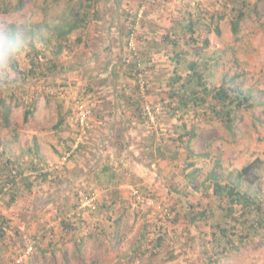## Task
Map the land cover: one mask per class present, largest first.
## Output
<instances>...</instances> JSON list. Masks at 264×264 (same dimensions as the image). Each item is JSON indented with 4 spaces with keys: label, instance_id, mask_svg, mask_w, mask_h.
I'll return each mask as SVG.
<instances>
[{
    "label": "rangeland",
    "instance_id": "1",
    "mask_svg": "<svg viewBox=\"0 0 264 264\" xmlns=\"http://www.w3.org/2000/svg\"><path fill=\"white\" fill-rule=\"evenodd\" d=\"M18 1L0 0V13L31 17L36 39L18 58L25 76L0 91L13 111L9 127L0 118V264H264L261 210L215 194L212 176L238 182L252 163L240 189L264 212V0H143L155 15L141 14L133 39L97 20L60 39L56 27L82 15L86 0H24L15 10ZM95 1L112 13L110 1ZM38 55L53 60L51 73L30 72ZM191 61L204 86L241 87L252 106L222 121L207 95L175 113L181 97L169 82L192 74ZM121 93L130 109L112 105ZM193 126L186 157L181 135ZM8 160L21 178H7Z\"/></svg>",
    "mask_w": 264,
    "mask_h": 264
},
{
    "label": "trees",
    "instance_id": "2",
    "mask_svg": "<svg viewBox=\"0 0 264 264\" xmlns=\"http://www.w3.org/2000/svg\"><path fill=\"white\" fill-rule=\"evenodd\" d=\"M86 1L87 3L83 5L86 10L82 15H79L78 13V15L74 16L73 19L65 18L64 20H62L64 22L56 27V30L58 32V37L60 39L67 38L68 35L74 32L83 33L84 29L88 27V24L90 23L91 20L94 21L96 20V18H99L98 16H100L99 15L100 12L97 8V4H96L97 1L95 0H86ZM24 6H25L24 0H19L18 5L15 6L14 9L21 10ZM91 9H93V11H91ZM4 10L9 11V8L6 7L4 8ZM193 14L194 13H192L191 11L189 12L188 18H187L188 23L186 24L189 31L191 32L195 31L194 25L196 24V21L193 20V17H194ZM241 14H242V11H241ZM241 14L240 16L242 17ZM94 16H97V17H94ZM240 16H237L238 20ZM238 20H235V21L237 22ZM131 25H132L131 30L130 31L128 30L129 37H130L131 32L133 31L135 22H132ZM237 27H238V23L235 26L234 33L237 32ZM31 32L33 36V47H34L35 39H36V32L34 31H31ZM78 40H81V38H78ZM34 51L36 53H39V51H36V49ZM175 61H179V58L175 57ZM51 62L54 63L53 60H49L48 64L43 63V58H41L40 55H38L37 59L34 62H32V67H31L30 72L33 73L37 71V73H39L38 70L40 69V67L44 66L45 69L48 71V73H51L52 69L56 66V65L50 64ZM133 64L134 65L129 64L130 67L137 66L138 64L137 58H136L135 63ZM17 65H18L17 73L25 76V74L19 68L18 61H17ZM197 65H198L197 61H191L189 66L193 69L192 74L190 75L188 74L186 78L183 80V82L178 87H176L175 84H177L178 81L182 80V77L177 75L176 73L174 74L172 81L169 82V84L173 86L171 87L172 88L171 90H173L176 95L181 97L179 101L181 105H179V107H177L176 109L174 108L175 113H177V111L180 110L179 108L185 109L184 107H187L190 103L193 104V106H202L203 104H205L204 102H207V95H211L212 99L215 100V101H211L208 105V108L210 109L212 115L214 116V118L220 119L222 121L231 122V120L232 121L234 120L235 116L237 115L240 109H242L243 107L246 108V107L252 106L251 104L247 105V100H249L250 97L247 94H243L241 87H236L232 89L231 88L232 86H225L224 84L217 88L215 87L210 88V87L204 86V83L202 81L203 74L200 73L201 71L197 70V67H198ZM199 87H202L201 91L205 92V95L201 96L198 90H196V88L198 89ZM2 88H4V84H0V91L2 90ZM182 88L184 89L183 91H181ZM189 88L190 90H188ZM12 112L13 111H12L11 105L7 103L6 98L2 97L0 99V118H1V122L4 125V127H9L11 125ZM28 115H29L28 112H26V118L28 117ZM171 115H173L172 112H171ZM63 122H64V118H60V120L58 121V124L61 125V123ZM185 125L186 123L181 125L182 128H185L186 127ZM183 136L184 134L181 135V138H183ZM194 136H195V133H193L190 136L186 144L190 153L191 152L193 153V151L189 149L188 144H189V141H191V138ZM183 141L186 142V140H183ZM204 155H208V153H205ZM192 164L193 163H190L189 165H192ZM252 165L253 164L250 163L249 165L244 166L240 170L238 182H235L234 180H230L229 183L222 184V182L219 179V176L217 174H212V176L215 179L214 192L215 194H218L221 196H223L224 194L228 195L233 203H239V204H242L243 206H248L249 208L255 206L257 210H261V213H260L261 221H259L258 224L264 227V212H262L261 205L259 206V203L261 201H259V199L257 198L258 196L257 197L253 196L240 189V182H241L240 179L246 176V174L249 173L250 170H252ZM3 169L6 172L7 178L12 177L14 180H17L18 178H21L23 176V172L21 168L17 165H14V167L12 168L9 160L7 161V163L4 164ZM13 169L16 170V173H13ZM230 174H233V173H230ZM6 223L7 221L4 220L3 216H0V240L2 241V243H4L3 247H6L5 237L8 235V224L7 226H5ZM221 231H222V234L226 233L225 229H222ZM251 231H253V234H256L257 228L253 226L251 228ZM228 243H230V241ZM214 262L218 263L217 259H215L214 261L213 259L210 258L209 264H213Z\"/></svg>",
    "mask_w": 264,
    "mask_h": 264
},
{
    "label": "clouds",
    "instance_id": "3",
    "mask_svg": "<svg viewBox=\"0 0 264 264\" xmlns=\"http://www.w3.org/2000/svg\"><path fill=\"white\" fill-rule=\"evenodd\" d=\"M31 17H17L11 12L0 13V84L13 85L17 81V61L20 55L33 46ZM54 27L52 21L40 26V35Z\"/></svg>",
    "mask_w": 264,
    "mask_h": 264
},
{
    "label": "crops",
    "instance_id": "4",
    "mask_svg": "<svg viewBox=\"0 0 264 264\" xmlns=\"http://www.w3.org/2000/svg\"><path fill=\"white\" fill-rule=\"evenodd\" d=\"M110 1V3H112V7H113V10H112V13H110L111 11L110 10H107V7L108 9H110V5H107V4H101V5H98L97 8L99 9V12H100V16H98L99 18H96V20L99 22V23H102V22H105L104 24H117V29L119 31H121V34H125L127 35L128 31H125L124 30V27H122V25L125 23L128 27L129 25L128 24H132V22H135V24L137 23V20L139 19V14L142 13V16L144 17L145 15L148 16L149 20L151 21L153 16L155 15L154 14V11L152 10V7L149 8L148 6V10H142V9H145L147 7V5L145 4L146 2L143 1V0H108ZM169 2H167V7L169 8L170 5H172L173 3H177L176 0H168ZM145 2V3H144ZM102 3H106V1H102ZM98 4V3H97ZM100 4V3H99ZM106 9V10H105ZM147 11V12H145ZM92 17V16H91ZM94 17H97V16H94ZM93 18V17H92ZM91 18V19H92ZM95 21V20H94ZM122 36V35H121ZM129 36V34H128ZM119 86L120 88L122 89H126V84H123L122 83H119ZM123 92V91H122ZM134 99H131L130 97H125L122 93L120 95H118L117 99L115 101L112 102V105H114L115 107H118V106H122L124 109H130V107L126 104H122L121 102H133ZM195 108H198L196 106H193ZM120 108V107H119ZM122 108V109H123ZM199 111V109H198ZM198 111L194 114L196 116H199L200 114L198 113ZM101 116V115H99ZM183 116V115H182ZM97 117V116H96ZM195 117L193 116V119ZM115 120L113 121H116V114H115ZM186 126V125H185ZM110 127H112L110 125ZM180 128H182V126L180 125L179 126ZM187 128V127H186ZM194 128L195 126L191 127L189 133L191 136L193 133H194ZM189 133L187 134H184L185 136L188 135ZM123 135V138L125 136V134L122 132L121 133ZM122 138V139H123ZM189 139V138H188ZM184 139V136L183 138L181 139V142L183 143H186ZM185 144V149H186V152H187V155L186 157H190L192 152L190 153L188 148H187V145ZM179 155V154H178ZM142 163V162H140ZM148 166V165H147ZM59 195H57L55 198H57ZM61 200V199H60Z\"/></svg>",
    "mask_w": 264,
    "mask_h": 264
},
{
    "label": "built area",
    "instance_id": "5",
    "mask_svg": "<svg viewBox=\"0 0 264 264\" xmlns=\"http://www.w3.org/2000/svg\"><path fill=\"white\" fill-rule=\"evenodd\" d=\"M141 14H142V13L139 14V17L141 16ZM131 35H132V34H131ZM133 37H134V35L131 36V39H133ZM85 117H86V114L83 113V117H82V119H81L82 122H84ZM133 194H134V195H137V194H138L137 191H136V189H134V188H133Z\"/></svg>",
    "mask_w": 264,
    "mask_h": 264
}]
</instances>
